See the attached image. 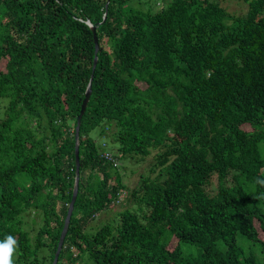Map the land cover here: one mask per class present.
<instances>
[{
    "label": "trees",
    "instance_id": "trees-1",
    "mask_svg": "<svg viewBox=\"0 0 264 264\" xmlns=\"http://www.w3.org/2000/svg\"><path fill=\"white\" fill-rule=\"evenodd\" d=\"M134 1L0 0V240L13 264L53 263L91 87L58 264H264V0ZM153 152L131 188L123 161ZM125 193L136 206L89 234Z\"/></svg>",
    "mask_w": 264,
    "mask_h": 264
},
{
    "label": "rangeland",
    "instance_id": "rangeland-1",
    "mask_svg": "<svg viewBox=\"0 0 264 264\" xmlns=\"http://www.w3.org/2000/svg\"><path fill=\"white\" fill-rule=\"evenodd\" d=\"M140 0H135V4H138ZM147 0H142V2H145ZM224 5L227 6V8L231 11V12H236V13H243L247 10L248 4L246 2H244L243 0H223L222 1ZM160 6V4H159ZM6 104V101H1V107ZM3 111V108L0 109V112ZM246 126L248 127L249 124H246ZM99 127L95 130H98ZM111 138L110 143H109V148L113 149V150H117V143L113 142V138L112 136H107L105 137V139ZM260 149H261V153L264 156V142L260 143ZM155 152H153L152 155L148 156L146 159L144 160H137V159H126L123 161V172H124V176H123V180L126 184L130 185L131 188H134L138 185V181L140 180L141 175H145L149 172L150 167L152 166L154 160V154ZM217 180L216 178L214 179L213 185H212V189H215L217 187ZM127 194L125 193L124 195H122V197H120L121 201H118L115 203V205L107 210H104L102 212H100L99 214H97L96 218L93 220V222L91 223L90 227L88 228L87 232L89 234H92L93 232L95 233L99 228H101L103 225H105L106 223H110V224H114L115 222V217L117 215V213L119 211H121L124 208H132L136 206V202L134 200L131 199V195H128V197L126 196ZM35 214L32 211H28L24 214L23 220H24V228L26 230H28L30 237L32 240L35 239L37 232L41 226L40 222H42V216L40 218V220H33ZM239 242H245L248 249H249V243L247 242L246 238L242 235L239 236ZM185 248H192L191 246H186ZM253 249L256 250L258 256L260 257V260L262 261L263 259V253L261 251H259L258 246H254L252 247ZM49 252V251H48ZM46 252V253H48ZM44 254V252L42 253ZM83 261L80 262L79 264H91V261L89 260V258H87V256H85L83 259ZM49 261V260H48ZM35 264H47L46 260L44 258H40L37 259Z\"/></svg>",
    "mask_w": 264,
    "mask_h": 264
},
{
    "label": "water",
    "instance_id": "water-1",
    "mask_svg": "<svg viewBox=\"0 0 264 264\" xmlns=\"http://www.w3.org/2000/svg\"><path fill=\"white\" fill-rule=\"evenodd\" d=\"M106 18H107V12H106V15H105V19ZM89 24L92 27V30L94 32V41H95V45H96V56H95V62H94V69H95L96 66H97V61H98V55L97 54L99 52L100 45H99L98 36L96 34V27L93 26L90 22H89ZM91 91H92V89H91V87H89L87 92H86V97H85V99L83 101L80 114L78 116V124H77V128H76L77 143H76V151H75V154H76V174H77L76 175L75 188H74V193H73L72 200H71L70 205H69L67 216H66V219H65L64 228H63V231L61 233L60 240H59L58 247H57V251H56V254H55V257H54V260H53L52 264H58L59 256H60V253H61L62 248L64 246V241H65V238H66L69 226H70L71 217H72V214H73V211H74V208H75V202H76V199H77V196H78L79 180H80V153H79L78 137H79V134H80L81 121H82L83 115H84V113L86 111L87 104H88V101H89L90 96H91Z\"/></svg>",
    "mask_w": 264,
    "mask_h": 264
},
{
    "label": "clouds",
    "instance_id": "clouds-1",
    "mask_svg": "<svg viewBox=\"0 0 264 264\" xmlns=\"http://www.w3.org/2000/svg\"><path fill=\"white\" fill-rule=\"evenodd\" d=\"M257 184L264 185V179H257ZM264 198V194H261ZM17 240L12 235H7L0 240V264H13V255L16 251Z\"/></svg>",
    "mask_w": 264,
    "mask_h": 264
}]
</instances>
